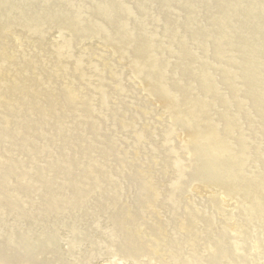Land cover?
<instances>
[{"label": "bare ground", "instance_id": "obj_1", "mask_svg": "<svg viewBox=\"0 0 264 264\" xmlns=\"http://www.w3.org/2000/svg\"><path fill=\"white\" fill-rule=\"evenodd\" d=\"M19 1H20V3H18ZM23 1L25 2L24 5H23ZM146 1H149V0H94V1L93 0H18V1L17 0L16 1L15 0H2V2L4 4V6H3L4 8L0 9V64H1V61L5 58V52L12 47L13 48L16 47L14 45L20 44V43H15V44L13 43V45H11L10 43H7L3 47V46H1V40L2 39L6 40L11 35H14L13 38H16L18 40V38H21V37H22V39H24L23 36H25L26 38L29 39V43H31V45L35 49H37L39 45L41 46V48L48 45V43L46 41L48 40L50 34L53 33V30H55L58 33L66 31L67 34L62 38V41H63L62 47L65 51V54H63V56L65 59H63V61L59 62V67L58 68L51 67V65L48 62H46L45 65L42 63V66L44 65L43 66L44 69L42 71L40 70V73L37 74V71H36V74L39 77V78L36 77L37 78V81H36L37 89H39V93L42 96H44L43 98H45V103H47V105L49 107H51V109H50L51 111H49L50 113L48 114V116L50 117L49 118L50 122L46 118H41V117H38L36 119L35 118L34 119L28 118V126L29 127H30V125H36L39 123L38 125L41 129V132H39L40 135L38 136L37 140L33 141V142L31 141V143H28L30 141V137L27 138L28 140H25L26 138L24 137L25 139H22L23 141L20 140V138L18 139L17 134L20 131L19 130L20 128H18V125L16 127L19 130L17 132V129H16L17 133L14 132V130H13V132H11L12 130L8 131V129H6V128L3 129L2 128L3 126L0 127V147L2 148L1 143L3 141H5L7 144V147L4 148L5 150L3 151L4 155L2 154V156L8 155L11 149H15L17 154L19 155V156L14 155L16 157L10 159V161H8L9 164L7 165V167H5L2 170L1 178H0L1 184H3V186H4V183H6L9 180H12L13 178L16 180L18 178L20 179V177H26L25 180L27 181V184L25 183L26 185L22 186L21 191H28L29 189L34 188L35 193L37 192V194H39V193L41 194L42 189H44L46 186L45 180L47 178L48 179H55L56 178V180H57L58 174H61L60 169L56 168L57 164L59 165V163H61V164L63 163L62 165H66L68 163H71L70 165L68 164V166L66 165L67 168L63 172L62 180H63L65 185H68L69 181L70 180L72 181L73 180L72 178L77 176V172L75 170V165L79 160H82L84 158L83 154L87 157L93 156L92 158L95 159V161H98L97 163L96 162L93 163L92 168H93V166L95 169H98L100 167L102 168V166L104 164H106V166L103 167L104 168V171H103L104 176H102L103 175L102 172L99 173L97 171L99 174H102L101 176H99V178L97 177V180L94 179L90 183V186L88 185L86 188H84L82 191H80L81 193L79 192V190H77L79 192V195L76 196L77 201H75V202L74 201L71 203L68 202L67 204H62L59 202L53 203L55 201L50 199L49 202H46L43 204H37L36 203V204H32L30 206L25 207V205L23 203V201H25V200H21L20 198H15V199L13 198L12 203L9 201L10 203L8 202V204H6L4 206H0V222H1V220H5L9 216L13 217L14 223L9 220L12 223L11 228L12 229H17V228L20 229L19 231L15 230L17 232H12V233L7 232L8 234H0V264H264V258H261L262 256L259 257L258 253H256V255L251 254L250 252L252 250H250L248 248V246H250L251 249L253 248L254 253H255V250H258V246H256L255 248L253 246L258 240L254 238L251 241L249 238L251 236L248 235V234H252L253 232H255V229H256L255 227H247L245 230L242 231V234L231 236V237L227 236L228 238L224 239V237L226 236L225 232H227V230L223 229V231L222 230L219 231L217 235H213L212 234L213 230L209 229V227H208L207 219H205V220L200 219L199 222L203 223V225L206 226V229L204 232H202V234H197L198 230L195 229L196 224L194 222V219L191 216H188L182 220L181 219L179 220V218H178L180 215V212L183 209L180 211H179V209H177V201H178L180 195H177L178 193L176 192L177 190H175V187H173L172 190H169L167 192V195L165 198H162V200H164L165 202H168V204H169V205L167 204L168 208H167V206L166 207L163 206L164 204L156 205V203L161 202L160 201V194L162 193L163 190L157 189L154 192L152 191L153 193H149L150 190L147 189L146 182L148 185V183L150 182V179H153V177L149 176L148 173L143 172V170L140 169L141 166L142 167H145V166L148 167V165L151 166L150 158H149L151 156L145 157V155L138 154L139 152L136 153L135 155L130 154V152L133 153L135 141H137L136 136L138 134L139 135L141 134V132H142L141 130L140 131L138 130V132H137V129H135L137 134H133L132 137H134L136 140H133L132 144L129 147L127 146V149L125 148L124 145L119 146L118 150L115 149L116 152L115 153L113 152L112 155H107L106 151H105L106 149L99 150V149L95 148L97 146L96 140L100 139L102 137L101 135H103L102 132H99L100 130H98V132L100 134H97L98 133L97 131L93 132L94 129L99 128L98 126L95 125V115L93 117H91L88 114L85 118H82L84 120V122H83L82 126L80 125L81 128L79 130L80 131L82 130L83 132L80 133L79 137H78L79 145L82 147V149H81V147L79 148V147L74 146L75 149H68V150H66L67 151L66 152L63 150L64 145L62 146L64 141L62 142V144L61 143L57 144L59 141V139H58V141H55V142L53 140L54 143H52V137H51V141H49V142L46 141L48 143V147L45 146L46 142L43 143L44 140L40 141V139H42L43 134L46 133V130H47L46 128L48 126L51 129H53L57 126L58 127L61 126L64 122L67 121L66 119L68 117L59 118V120H61V123H59V124H58V122L52 123L51 119L55 113L58 114L57 113L58 111L60 113L61 107H63L65 109V111H67L66 108L71 107L74 103H76L77 99L79 100V98H80V94H81L80 92L83 91V88H82L83 84L81 85V83L79 82L80 75H83L81 73V65H80L81 59L74 60V62H73L74 66H73V69L71 70L72 74L70 76H67V78H64V76L66 75L67 68L69 67V61L68 60L73 57L72 53L74 52V50H77V47H75V46L80 45L81 40L84 37L87 39L89 38V40H91L95 37L100 39L101 41H103V43H105L104 46L107 47V49L111 48L118 56H124L126 48L129 46L132 48L133 44H135L136 56L138 55V51L140 50L139 55L141 58H143L146 56L147 47L151 46L148 44V42H150V41L153 42V40L154 39L157 40V38L160 39V37L164 34H165V37L169 38V35L171 33V37L168 39L169 42L165 46L166 47L165 51H168V54L170 56H173V57L179 59L180 61H182L184 59V56H185V55H183V53H186L187 56H189V54H188V52H190V49H189L190 47H188L189 41L184 40V38H185L184 34L186 33V29H185L186 25H188V22L192 21L196 25V27H195L196 30L199 28V29H202V32H203V35H199V34H197V32L192 33V36L195 34L194 37L192 38V41H195L197 43L196 46H198V47L203 43L206 44V46H202L201 49L198 51V56H199L198 62L203 64L204 68H205L204 74L203 75L201 74L202 75L201 78H203L205 81H207V84L210 87L209 97L214 96L215 92L219 88L216 89L218 86L216 88H214L215 85L213 86L212 81L210 80V78H208L209 76H211V75H209L208 72H209V69L211 68V66L212 65L214 66L215 62L217 63L216 60L217 59L219 60V58L222 57L221 54L222 55H224L223 53L231 54V52L228 51V47H224V44L220 43L219 45H217V42L219 40L221 42H223V40L220 38L226 37L231 33L232 24H236L235 22L234 23L230 22V20H231L230 17H232L231 13H228L229 15L226 18V15H227V14L225 15V13H227L226 11L223 12L222 14H221V12H219L216 15L215 19L213 20L214 22L212 21L211 23L207 24V27H204V26H200L197 24L198 20H199L198 15H200V11H196V10H198V8H195L196 10L194 9L195 5L194 6L192 5L193 9H192V6L191 7L188 6L189 9L187 8L185 10L183 8L181 11V10H178L179 8L177 9V7H175L171 3L174 1L176 3V0H170L169 5L167 6L169 8L165 7L166 11H164V13L161 14L159 10L162 9L161 7H163V1H161V0H150L151 4H149L148 9H145L146 5H147L145 3ZM182 1H184V0H182ZM197 1L199 3V0H197ZM197 1H196V3H197ZM240 1H241L240 2L241 5L239 6V9L237 11V13H238L237 17L238 18H240L243 15V12L245 10L250 11L253 9L254 10L253 12H255L256 14H258V13L264 14V9L260 6V4L264 3V0H240ZM202 2L203 1L201 0V3ZM226 2H228V1L226 0ZM91 3L94 4V10L92 11V13L95 17L90 16V13L88 11H86V9H85L86 7L88 8ZM184 3H185V1H184ZM184 3H183V5H184ZM25 4H27V5H25ZM62 4H64V6H60ZM190 4H192V3H190ZM222 4H225V3H222ZM104 5H106V6H104ZM200 5H202V4H200ZM200 5H198V6H200ZM0 6H2L1 2H0ZM23 7H25L26 9H23ZM178 7H180V5ZM225 7H227V6H225ZM154 8L156 9V12L154 11ZM223 9L228 10V8H223ZM189 10H191V11H189ZM221 10H222V8H221ZM189 12H192V15L194 14L195 17L194 18L191 17L190 16L191 13L188 14ZM163 16L168 19L166 21V23H164L161 20ZM149 17L150 18L155 17V20L148 21V22H150V23H148L146 18H149ZM223 17L225 18L224 21L229 22V27H224V28L220 27L223 24V23L222 24L220 23L223 20ZM52 20L55 21V23H57V24L56 25H55V23L53 24ZM259 20H262V22L259 23V25H257L258 27H256V28H259V26L263 27L261 24L264 23V19H259ZM259 20L257 19L256 23ZM238 21H239V19H238ZM177 22H179V23H177ZM208 25H210L211 27ZM215 25H216V29L213 28ZM218 25H219V27H217ZM256 28H254V29H256ZM127 29H130V31L132 30V32H134L133 35H131L130 32H128L129 30L125 31ZM141 29H143L144 31ZM254 29H252L250 31V36H253V34L257 35L258 29H257V31ZM139 30H141L142 32H139ZM213 33H215L217 36H219V40L217 42H216V40L211 41V38H213ZM143 36H145V38ZM26 38H25V41H26ZM53 38H54V36H53ZM140 38H141V40H140ZM240 38H241L240 36L235 37L236 42H240ZM132 40H133V43H130L129 41H132ZM12 41H13V39H12ZM41 42H44V45L41 44ZM181 42H183V43H181ZM210 42H212L213 46H211ZM250 42H251V39L248 38V40L246 41V44L249 46ZM24 43H21V45ZM93 43L94 44H89V43L84 44L83 51L84 52H86L85 50L91 51L93 49H96L99 46V43L97 41L93 42ZM207 43L209 46L207 45ZM224 43H225V41H224ZM72 44H74L75 46ZM7 45L9 47H8V49L6 48L7 49L6 50L5 47ZM25 45H26V43H25ZM152 47L153 46H151V49H152ZM185 47H186V49H185ZM223 47H224V49H223ZM235 48H236V50H238L237 55L241 58H244L242 60V62L240 61V63L237 64L238 70L236 69V72L241 73L243 71L242 68L243 69L247 68L245 63L248 64V62H251L254 59L252 57L253 52H255V50H258V49L256 48L255 50L252 51L251 49L245 48L243 52L242 51L239 52V49H241V47L239 46V47H235ZM32 50H33V48H32ZM104 50H106L104 47H102V48L100 47V51H99L100 55L99 56L103 57V59L111 58V56L109 54H107L109 51L107 50L108 51L107 52ZM212 50H215V52L219 50V52L218 53L211 52ZM239 53L242 54L243 56L242 55L240 56ZM165 55L163 54L162 56L164 57ZM14 56H15L14 61L16 60V58H18V60L16 62H18L22 59V57L19 58L20 55H18V57H17V53H15ZM162 56L159 55L157 60L154 59L155 66H160L159 59L161 62ZM10 57L13 58V56H10ZM23 57H24V59H26L25 56H23ZM82 57H84V56L82 55ZM101 57H98V59ZM27 58L29 60L31 57L30 58L27 57ZM233 58L232 57L230 59L225 58L224 59V64L226 63L224 65L225 68H223L222 67L223 65H221V68H223V70L219 71L221 69H218V71L220 72V78L221 79H222V77L223 78L228 77L227 72H230L229 73L230 75L232 74L231 72H234V69L233 68L231 69V67L233 65L230 66L231 62L230 63L228 62L231 59L233 61L234 60ZM129 59L131 60L130 67L132 66L131 68H132L133 73L141 72V84H142V86H144L146 89H149V91H150L149 93H151L153 96L159 97L160 102L165 100V98H161L164 95V93L162 92L163 88L166 92L168 91L169 94L171 92H173L172 89L176 90L178 92L179 87L182 85L183 82H185V79L188 80V78L191 77V76L186 77L183 81L178 82V83H180L179 86L175 87L176 85H174V84L177 83L176 79H178V78H176V77L178 76V73H177V75L175 74L176 76L174 75L173 77H171V79H172L171 81L166 82L165 81V79L167 77L166 72H168V69H167L168 67H167L164 75H161V78H162L161 81L159 80L158 82H151L152 79L149 76H145V74L143 72V70H145V69L142 66V63L138 60L133 59L131 56L129 57ZM28 60H25V61H28ZM221 60L222 59H220V61ZM117 61H118V59H117ZM16 62H12L11 64L15 65L13 63H16ZM97 62H98L97 60L92 62L93 63L92 66L96 65ZM218 63H221V62H218ZM11 64H9V65H11ZM32 65H34V64L32 63ZM259 65H260V63H259ZM38 66L39 65H37V67ZM179 66H180V64L177 65L178 69L180 68ZM235 66H233V67L236 68ZM0 67L2 68L1 65H0ZM12 67H14V66H12ZM184 67H181L179 70L183 69ZM157 68H160V67H157ZM215 68H217V66ZM6 69H4V68L2 70L0 69V75H3ZM12 69H14V68H12ZM36 70H38V69H36ZM170 70H172V67L171 68L169 67V71ZM10 71H12V70H10ZM125 71H127V70H125ZM28 72H33V71H28ZM28 72H27V76L30 74V73L28 74ZM193 72H195V69L193 70ZM219 72H217V73H219ZM21 73L24 74L25 71H24V73L23 72H21ZM34 73H35V71H34ZM154 73H156V72H154ZM154 73H153V76H154ZM217 73H216V76H217ZM25 74H24V77H25ZM211 74H214V73L211 72ZM16 75H18V73H16ZM21 75H19V76H21ZM33 75H32V77H33ZM119 75H120L119 72L114 73V76L116 78H118ZM29 77H30V75H29ZM96 77L98 79V81L96 83H98V84L96 85L95 90H96V94L99 96V98H98L99 103L103 109L107 110V112H110V114L108 113V115H107V118H106L107 121L104 120V122L107 123V122H110V120L113 118L114 111L111 112V108H109V102H108L109 94L107 93L105 86L102 83L103 82L102 74L98 73V75ZM231 77L233 78V76H231ZM124 78H125V76H124ZM174 78H176V79H174ZM217 78H219V76ZM199 79L197 78L196 81L199 82L200 81ZM255 79H257V75L252 74V76H250V79L247 82H245L244 85H241V88H240L241 90L238 89V90H240V93H238L239 91L238 92L236 91L234 93L232 92L233 95L227 93L228 95H230L229 96L230 99L235 98L236 104L239 103L241 105L242 109H240V110H243L245 108L243 105L244 103H248L250 105V107L253 104H255L257 108H259L261 110L264 109V101L262 99V91H264V83L258 92H256V90L254 91L253 94L250 92L251 91L250 89H253V88H251V86H252L251 84L255 83ZM34 80H36V79H34ZM5 81L8 82V80H5ZM27 81H28V79H27ZM30 81H32V80L30 79ZM30 81H28V82L31 83ZM0 82H1V80H0ZM63 82L65 85H63ZM1 83H3V82H1ZM23 83H25V82H23ZM196 85H199V84L196 83ZM54 86L57 87L56 90H54V88H53ZM5 87L3 85L2 88H0V96L1 97H2V95H9L10 91H12V90H13L12 91L13 93L15 92L14 89L9 91V88L8 87L5 88ZM34 87H36V86H34ZM199 87H201L200 88L201 90H203V88L206 89L205 85H203V86L201 85ZM223 87L224 86H222V88ZM16 88H15V90H16ZM25 88H26V86H25ZM185 88H186V86H185ZM19 89H21V88H19ZM22 89H24V88H22ZM37 89H36V91H38ZM26 90L24 89V91H26ZM185 90H186V94H188L189 91L191 92L193 90L192 85L189 86L188 88H186ZM32 91H33V89H32ZM233 91H235V88ZM112 92L117 93L119 100H121L123 98V94H124L123 90H122V92H115L113 90L112 91L110 90V93H112ZM247 92L248 93L250 92L249 95H246ZM13 93H11V94H13ZM22 93H24V92H22ZM134 93L135 94L131 100L137 104V107H135L137 109L136 110L137 113H135L134 108L133 109L131 108L132 105H130L131 107L128 105L129 107H126L125 113H122V114H127V113L134 114L131 119H129V118L126 119V120H128V122L125 123V125H127V128L129 130H130V127L134 125V122H136V120H138L140 118L139 111H140V108L143 106L142 102L145 99L144 98L143 100H141L142 97L140 96V94H138L139 92L137 93L136 90ZM217 95L218 94H216V96ZM240 95H241V97H240ZM14 96H16V93ZM60 96H62V98ZM34 97L32 99H34ZM38 97H40V96H38ZM9 99H7V100L9 101ZM32 99H31V101H28L27 103L26 102L25 103L27 105L28 104L32 105L31 103L34 102L33 105H39L37 103L36 98L34 100H32ZM220 99L222 100L223 97ZM227 99H229V98H227ZM245 99H248V101H246ZM7 100H6V102H7ZM13 100H15V99H13ZM110 101H111V99H110ZM217 101H218V97H217ZM29 102H31V103H29ZM85 102L86 103H84V105H82L83 108L81 107L82 111L80 110L84 115L87 114V112H86V110H88L87 103L89 104L90 101L88 100ZM233 102H234V100H233ZM14 103L17 104L16 101ZM41 103H43V101H41ZM45 103H43V104H45ZM167 103H168V105H170L169 103H171V98L169 99V97H168L166 99V102L163 104L168 106ZM10 105H11V103H10ZM23 105L25 106V104H23ZM47 105H46V107H47ZM178 105H180V104H178ZM183 105H184V103H183ZM223 105L225 106L226 104L223 103ZM73 106H75V105H73ZM210 106H211V104L209 105V107ZM32 107H34V106H32ZM209 107L206 110H204V112L205 111L208 112ZM239 107H238V109H239ZM14 108H13V110H14ZM19 108H20V106H19ZM19 108H17V109H19ZM24 108L25 107H23L22 109H24ZM27 108H28V106H27ZM31 108H29V109H31ZM41 108H40V111H41ZM73 108H75V107H73ZM210 108H212V107H210ZM131 109H132V111H131ZM221 109L223 110V108H221ZM0 110H1V108H0ZM26 110L24 113H26ZM35 110H37V109H35ZM48 110H49V108H48ZM78 110H79V108H78ZM78 110H77V113L79 112ZM46 111H47V109H46ZM15 112H16V110H15ZM22 112H23V110H22ZM27 112H28V110H27ZM207 112H205L204 114L206 115ZM1 113H2V111H1ZM6 113L9 114L10 112L8 111ZM74 113H76V112H74ZM82 113H79V114L81 115ZM11 114H13V112H11ZM36 114H37V112H36ZM68 114H69V110H68ZM223 114H225V113H223ZM237 114L238 113H236V115ZM257 114H258V112H257ZM259 114H260L259 116L264 117L263 110ZM4 115H7V114H4ZM20 115H21V113H20ZM70 115H72V114H70ZM75 115H74V117L69 116V117H72L70 120L73 121V125L76 124L78 121L77 120L78 117L76 115V117H77L76 118ZM9 116L11 118V115H9ZM9 116L7 117V119L9 118ZM15 116H17L16 113H15ZM26 116H28V115H26ZM4 117L5 116H3V118ZM197 117H201V115L200 116L197 115ZM218 117H220V116H218ZM222 117L223 116H221L219 118V120L222 119ZM22 118L26 119L24 116H22ZM22 118L19 116V119H22ZM125 118H127L126 115L123 118H118L117 121L118 120H125ZM150 118H151L150 121L143 126V129H144V127L150 128L151 123L153 124L152 116ZM190 118H187V119H190ZM11 119L13 120V118H11ZM203 119H202V121H204ZM96 120H97V118H96ZM20 121H22V120H20ZM46 121H48V124H50V125L47 124L48 125L47 127L43 126V124H45ZM115 121H116V119H115ZM196 121H197V119H196ZM185 122H186V120H185ZM185 122L183 121V122H181V124L184 125ZM263 122H264V118H263ZM24 124L25 123L23 121V125ZM110 124H109V126H110ZM192 124H194V123H192ZM220 124H222V123H220ZM249 125L250 124L248 123L246 126L248 127ZM77 126H79V125H77ZM105 127L103 129H105ZM120 128L121 127L117 128V126H116V128H114V133H116V130H117V134H118L119 131L122 129V128L121 129ZM44 129H46V130H44ZM99 129H101V128H99ZM103 129H101V130H103ZM237 129L238 128L236 126L235 130L237 131ZM75 130H78V129H76V127H75ZM239 130L240 129H238V131ZM121 131H123V129ZM194 131H193V133H194ZM74 132H72V133H74ZM103 132L105 133L104 130H103ZM114 133L113 134L111 133L112 135L109 134V137H111V139H113L117 136ZM173 133H174V131L171 128H169V127L165 128L163 135H165V139H167L168 142L172 141L171 136ZM190 134L191 133H189L188 136H190L191 141L189 140L190 144L187 145L186 151L198 150V154H200V156H199L200 159H202L203 156H207L208 154H210L205 149L206 146L204 145L205 146L204 147L201 144H199L193 138L195 135H190ZM66 135H67V133H66ZM67 137H68V135H67ZM199 139H200L199 141L202 140L201 137ZM56 140H57V138H56ZM63 140H65V139H63ZM105 140H107V139H105ZM38 141H40V142L37 143ZM109 141L107 140V142H109ZM65 142H64V144H65ZM233 143H235V140ZM219 144H221V143H219ZM227 144H230V143H227ZM242 144H244V142ZM223 145L224 144H222V147H224ZM27 146L29 147V149H31L30 152H28L29 149H27ZM53 146H54V148H53ZM69 147H71V145ZM222 147H221V149H222ZM199 150H200V152H199ZM41 153H44V157H45L46 161L44 160L40 164L36 163L37 165H35V163H34L35 166L34 167L32 166V169L28 168L27 165H24L25 167H23L21 165L25 158H27L28 161H30V159H33L35 157L39 158ZM58 153H62V154L58 155ZM228 154H229V152H228ZM235 154H236V152H235ZM10 155H12V154H10ZM128 155L130 157L131 156H134V157L138 156L139 158H136V159L140 163L139 164L140 167L134 169L132 171V173H129V170H127L126 172L123 170H122L123 172L122 171L118 172V170L121 168L120 164H122V162L127 158ZM242 155L244 156V154H242ZM10 157L11 156L8 155V158H10ZM168 157H170V156H168ZM174 157H177L176 158L177 160L174 161V163L172 162L175 165V167H177V172H175V173H177V177H180V179H181L183 176V173L181 172V170H182L181 166L182 165L180 163L181 157L179 158L176 154H174V156H172L173 160H174ZM151 158L154 161H156L155 157H151ZM68 159H70L71 162L67 163ZM166 159H167V161H169L168 158H166ZM64 161H66V163H64ZM254 161H255V159H254ZM30 162H32V161H30ZM92 162H94V161L92 160ZM255 163H256V161H255ZM163 164H160L162 168H163ZM152 166H155V165L153 164ZM165 166H164V168H165ZM96 167H98V168H96ZM91 169H90V171H91ZM115 170H117V171H115ZM237 170L238 169H236V171ZM94 171L96 172V170H94ZM113 171H115V172H113ZM160 171L157 170V174L159 173L158 174L159 179L163 178V175H164V172L162 170H160ZM84 172H85V174H87L86 173L87 170H82V171H80V174H78V176L79 175L81 176ZM232 173L234 174V171ZM217 174L218 173L212 174V176H210L208 179H206L205 183L211 185L210 182L212 180L216 181V178L214 176H217ZM93 175H95V173ZM120 175H127L126 180H130V179L134 180V178H135L136 184L134 186L136 188L133 189L134 193H130V194L124 196L122 199L117 200V198H116L117 197L116 196L117 190L116 189H119L120 183H119L118 179H119ZM80 176L78 177V179L80 178ZM112 176L114 178H113V181H111V182H114V184L112 187H111V185L106 187V191L104 190L106 193L103 194V196H102L103 198L101 200L100 199L97 200L96 203L87 202L89 200V196L91 193H97L96 192L97 189L99 191L100 188L98 186L101 187V185L104 183V180H105L103 178H106V177L109 178ZM218 176H220V175H218ZM27 179H29V180H27ZM178 179L179 178H177V179L175 178L172 181H169V185L170 186H174V185L176 186ZM220 181H222V180H220ZM12 182H11V184H13ZM123 185L125 186V184H123ZM150 185H151V183H150ZM12 187H13V185H12ZM188 188L185 190L187 191ZM104 189H105V186H104ZM18 190H19V188H18ZM173 190H175V193ZM0 191H1V189H0ZM7 191H8V189H7ZM101 191H103V190H101ZM143 191L145 192L146 195L145 196L143 195V197H141L140 194ZM186 191H184V192H186ZM226 191H228V190H226ZM6 193H5V195H6ZM263 194L260 195L262 198H264ZM15 196L16 195H14V197ZM91 196H92V194H91ZM251 196H252V194H251ZM251 198H253V197H251ZM144 200L148 201L147 204L142 203ZM263 200L264 199H262L261 203L257 204V207L255 208V210L258 213V215L252 216V219L255 218V220H256V218H261L260 214L264 213L263 212V210H264V201ZM114 201H118V202L120 201V202L114 203ZM82 202H85V203H82ZM185 209H187V208H185ZM195 210L197 211V208ZM200 223H198V224H200ZM257 223H258V221H257ZM192 224L194 225L192 227H195V228L192 231L191 230L187 231L186 229ZM200 225H202V224H200ZM259 226L262 227L261 232L264 231V223L262 224V222H261V224ZM259 226H257V227H259ZM235 228H236V226H235ZM243 235L244 236L248 235V239L246 240L245 243L241 239ZM253 235H254V233H253ZM246 243H247V245H246ZM259 250L261 251V249H259ZM259 250H258V252H259ZM247 255H250V257H247Z\"/></svg>", "mask_w": 264, "mask_h": 264}, {"label": "rangeland", "instance_id": "obj_2", "mask_svg": "<svg viewBox=\"0 0 264 264\" xmlns=\"http://www.w3.org/2000/svg\"><path fill=\"white\" fill-rule=\"evenodd\" d=\"M161 1H163V7H161L162 9H160V10L158 9V10L162 14V13H164V11H166L165 7H167L169 5L170 0H161ZM184 1H185V3H184ZM184 1L176 0V3H175V1L171 2V3L175 7H177V9L179 8L178 10H181V11L183 8L186 10L187 8L189 9V7H191L192 5L193 6L195 5L194 9L198 8V10H196V9L195 10L200 11V15H198L199 20L197 23L200 26L207 27V24L211 23L215 19L216 15L219 12H221V14H222L225 11L227 12V13H225V15L227 14L226 18L229 15L228 13H231L232 17H230V18L232 21L230 20V22L236 23V24H232V31L228 36L220 38L223 40V42H221L219 40V36H217L215 33H213V38H211V41L216 40V42H217L219 40L217 42V45H219L220 43L224 44V47H228V51L231 52V54H225V53H223L224 55L221 54L222 57H220L219 60L218 59L216 60L217 63L215 62L214 66L212 65L211 68L209 67L210 69H209L208 73L211 76H209L208 78H210V80L212 81V85L213 86L215 85L214 88H216L217 86L218 87L216 89L219 88L215 92L214 96H212V97L210 96L211 98L209 97L210 87L207 84V81H205L203 78H201L202 75L204 74L205 68H204L203 64L198 62V59H199L198 51L201 49L202 46H206V44L203 43L204 45L201 44L198 47V46H196L197 43L195 41H192V38L195 35L194 34L192 36V33L197 32V34L203 35V32H202V29H199L198 27H197L198 29L196 30V28H195L196 25L192 21L188 22V25H186V27H185L186 33L184 34V37H185L184 40L189 41L188 47H190L189 48L190 52H188L189 56H187L186 53H183V55H185V56H184V59L182 61H180L179 59H177L173 56H170L168 54V51H165V48H166L165 46L169 42L168 39L171 37V33L169 35V38L165 37V34H164L160 37V39L157 38V40L154 39L153 42H151V41L148 42V44L153 46V47H152V49H151V46L147 47L146 56L143 58H141L139 55L140 50L138 51V55L136 56L135 44H133L132 48L130 46L126 48L124 56H118L111 48L107 49V47L104 46L105 43H103V41H101L100 39L95 37V38L89 40V38L87 39L84 37L81 40L80 45L75 46L74 44H72L75 47H77V50H74V52L72 51L73 57L68 60L69 61V67L67 68L66 75L64 76V78H67V76H70L72 74L71 70L73 69V66H74L73 65L74 60L81 59L80 65H81V73L83 75H80L79 82L81 83V85L83 84V86H82L83 91L80 92L81 94H80L79 100L77 99V102L73 104L75 106L72 105L71 107H67L66 108L67 111H65V109L63 107H61L60 113L58 111L57 112L58 114L55 113L52 116L51 122L52 123L58 122V124L61 123V120H59V118H61V117H68V118L66 119L67 121L65 120L66 122H64L62 124L63 126L61 125L59 127L57 126L53 129H51L48 126V125H50V124H48V121L50 118L48 116V114L50 113L49 111H51L50 110L51 107H49L47 105V103H45V98H43L44 96H42L39 93V89H37L36 81H37V78H39L37 76V74L40 73V70L42 71L44 69L43 66L45 65L46 62H48L51 65V67L58 68L59 62L63 61V59H65L63 56V54H65V51L62 47L63 46L62 38L67 34V32L63 31L61 33H58L55 30H53V33H51L52 35L50 34L48 40L46 41L48 43V45L44 46L43 48H41V46L39 45L37 49H35L31 45V43H29V39L26 38L25 36H23L24 39H22V37H21V38H18V40H17L16 38H13L14 35H11L8 39H6V40L2 39L1 40V46L4 47L7 43H10L11 45H13V43L14 44L20 43V44L14 45L16 47H14V48L12 47L10 49H8V47H9L8 45L5 47V49L7 48L8 50L6 49L7 51L5 52V58L1 61L0 65L2 66V68L0 67V69L1 70L3 68L4 69L7 68V69L5 70L3 75H0V80H1V82H3V83L0 82V88H2V86L4 85V87L6 86L9 88V91L14 89L15 92L13 93L12 92L13 90H12V91H10V94L11 93H13V94H11V95L9 94L10 96L9 95H2V97L0 96V108H1L0 115L3 113L0 116V127L3 126L2 128L3 129L6 128V129H8V131L12 130L11 132H13V130H14V132H16V129H17V132L20 130L17 134L18 139L20 138V140H22V139L26 138L25 140H28L27 138L30 137V141L28 143H31V141L33 142V141L37 140L38 136L40 135L39 132H41V129L38 125L39 123L36 125H30V127H29L28 126V118L29 119H34V118L36 119L38 117L46 118L48 121H46L45 122L46 125L43 124V126H46V127L48 126V127L46 128L47 130L44 129V130H46V133L43 134L42 139H40V141L44 140L43 143H45L46 141L49 142V141H51V137H52V143H54L55 141H58V139L60 142L58 141L57 144H59V143L62 144L63 141L64 142L66 141L65 144H64V142L62 144V146L64 145L63 150L66 151L68 149H75L74 146L79 147V148L81 147L79 145L78 137H79V134L83 132L82 130L81 131L79 130L81 128L80 125L82 126L83 122H84V120L82 118H85L88 114L91 117H93L95 115V125L101 129H103L106 126L105 127L106 130L103 129L105 131V133L103 132V130H101L99 128H96L93 130V132H96V131L98 132V130H100L99 132H102V134H103V135H101L102 137L100 136L103 140L101 138L96 140L97 146L95 148H97L99 150L106 149L105 150L106 154L112 155L113 152L115 153L116 150H118L119 146L124 145L125 148L127 149V146L129 147L132 144V141L137 139V141H135L136 146L134 145L133 153L130 152V154L135 155L136 153L139 152L138 154L145 155V157L151 156V157L156 158V161H154L151 157H149L151 166L148 165V167H146V166L140 167V165H139L140 163L136 159L139 157L138 156H135V157L131 156L130 157L128 155L127 158L122 162V164H120L121 170L117 169L118 172H120L122 170L126 172L127 170H129V173H132V171L134 169L140 167V169L143 170V172H146V173H148L149 176H152L153 179H150V182L148 183L149 186L147 185V182H146V187L148 190H150L149 193H153L157 189L163 190L162 193L160 194V201L161 202L156 203V205L164 204L163 206H165V207L167 206V208H168V205H169L168 202H165L164 200H162V198H165L167 195V192L169 190H172L173 187H175V190H177L176 192L178 193V194L177 193L176 194L180 195L179 199L177 201V209H179V211L183 209L180 212V215L178 217L179 220L180 219L182 220L188 216H191L194 219V222L196 224V226H195L196 228L192 227V226H194L192 224L186 229L187 231H190V230L192 231L195 228L198 230L197 234H202V232L205 231L206 226H204L203 223L199 222L200 219H204V220L207 219L208 227H209V229L213 230V232H212L213 235H217L218 232L221 230L223 231V229L227 230V232H225L226 236L224 237V239L231 237V236L242 234V231L245 230L247 227H255L256 228L255 232H253L254 235H253V233L248 234V235H250L252 237V238L249 237L251 241L254 238L258 240L253 246H254V248L256 246H258V250L261 249L262 252L259 250V252H260L259 253L258 250H255V253H254L253 248L251 249V247L248 246V248L250 250H252L251 252L250 251L249 252L253 255H256V253H258L259 257L262 256L261 258H264V231L261 232L262 227L259 226L261 224V222H262V224L264 223V220H263L264 219V213L260 214L261 218H256V220H255V218L252 219V216L258 215V213L255 210V208L257 207V204L261 203L262 199H264L260 196L264 193V122H263L264 117L259 116L260 115L259 113H261L262 110L264 113V109L261 110V109L257 108L255 104H253L250 107V105L248 103H244L243 105L245 108L243 110H240V109H242L241 105L239 103L236 104L235 98L230 99V97H229L230 95H228V94L233 95V93L236 91L237 92L239 91L238 93H240L241 85H244V83L250 79V76H252V74L257 75V79H255V83L251 84L252 85L251 88H253V89H250L251 90L250 92L252 94L254 93L255 90H256V92H258L264 83V23L261 24L263 27L259 26V28H256V27H258L257 25H259V23L262 22V20H259V19H264V14H262V13L256 14L255 12H253L254 11L253 9L250 11L245 10L243 12V15L240 18H238L237 17V15H238L237 11L239 9V6L241 5L240 0H227L228 2H226V0H220L221 2L223 1L222 3H225V4H222L219 0L218 1L217 0H202L203 1L202 3H201V0H199V3L197 0H191L192 2L190 0L189 1L184 0ZM196 1H197V3H196ZM0 2L2 3V6H0V9H2V8H4L3 7L4 4H3L2 0H0ZM18 3H20V1ZM24 3L25 2L23 1V5H24ZM145 3L147 4L145 9H148L149 4H151V1L149 0V1H146ZM183 3H184V5H183ZM190 3H192V4H190ZM200 4H202V5H200ZM25 5H27V4H25ZM179 5H180V7H178ZM198 5H200L201 7ZM60 6H64V4H62ZM104 6H106V5H104ZM193 6H192V9H193ZM225 6H227V7H225ZM260 6L264 9V3L260 4ZM89 7H88L89 9L87 7L85 8L86 11H88L90 13V16L95 17L92 13V11L94 10V4L91 3ZM167 8H169V7H167ZM221 8H222V10H221ZM223 8H228V10L223 9ZM23 9H26V8L23 7ZM191 10H189V11H191ZM154 11L156 12L155 8H154ZM192 12H189L188 14L191 13L190 16L194 18L195 15L194 14L192 15ZM164 16L162 17L161 20L164 23H166V21L168 19L165 18ZM238 19H239V21H238ZM257 19L259 21L256 23ZM146 20H147V22L153 21V20H155V17H153V18L149 17V18H146ZM224 20H225V18L223 17V20L220 22L221 24L222 23L223 24L220 27H223V28L229 27V22L224 21ZM52 23L54 24L55 21L52 20ZM148 23H150V22H148ZM177 23H179V22H177ZM56 24L57 23H55V25ZM208 26H210V25H208ZM217 27H219V25ZM213 28L216 29V25ZM254 28H256V29H254ZM252 29H254L256 31L258 29L257 35L253 34V36H250V31ZM141 30H143V29H141ZM141 30H139V32H142ZM125 31L130 32L131 35H133V33H134V32H132V30L130 31V29H127ZM53 36H54V38H53ZM237 36L241 37L240 42H236L235 37H237ZM143 37L145 38V36H143ZM25 38H26V41H25ZM248 38L251 39L249 46L246 44V41L248 40ZM12 39H13V41H12ZM133 40L129 41V42L133 43ZM140 40H141V38H140ZM96 41L99 43V46L96 49H93L91 51L85 50L86 52L83 51L84 44H88V43L94 44L93 42H96ZM224 41H225V43H224ZM24 42L26 43V45ZM44 42H41V44L44 45ZM21 43H24V44L21 45ZM181 43H183V42H181ZM210 44H211V46H213L212 42H210ZM207 45H208V43H207ZM30 46L33 48V50ZM239 46L241 47V49H239V52H241V51L243 52L245 48L251 49L252 51L255 50L256 48L258 49V50H255V52H253L254 56L252 55V57L254 59L251 62H248V64L245 63L247 68H244V69L242 68L243 73L242 72L241 73L236 72V69L238 68L237 64H239L240 61L242 62V60L244 59V58H241L237 55L238 50H236L235 47H239ZM100 47L101 48L104 47L106 49L104 51L108 50L110 53L107 51L108 52L107 54H109L111 56V58L103 59V57L99 56L100 55V52H99ZM224 47H223V49H224ZM185 49H186V47H185ZM211 52H215V50H212ZM218 52H219V50L216 51L215 53H218ZM15 53H17V57H18V55H20L19 58L22 57L23 60L21 59L20 61L16 62L18 60V58H16V60L14 61ZM162 53L164 55L166 54L165 55L166 57L165 56L163 57ZM82 55L84 57H82ZM159 55L162 56L161 62L159 59L160 66H155L154 59L157 60ZM239 55L241 56L242 54L239 53ZM10 56H13V58H11ZM23 56H25L26 59H24ZM130 56L133 59L138 60L142 63V66L145 69V70H143V72H144L145 76H149L152 79L151 82H158L159 80L161 81L162 80L161 75H164L167 67H168L167 68L168 72H166V73H167L168 78L166 77V79H165L166 82L171 81L172 80L171 77H173L175 74L177 75V73H178V76L176 77L178 79L174 78V79H176V82H177V83L175 82L176 84H174V85H176L175 87L179 86L180 83H178V82L183 81L188 76L189 77L191 76V77L188 78V80L185 79V82H183L182 85L179 87L178 92L176 90L172 89L173 92H171L169 94V92L168 91L166 92L163 88L162 92L164 93V95L161 98H165V100L160 102L159 97L153 96L151 93H149L150 92L149 89H146L144 86H142V84H141V72L133 73L132 68H131L132 66L130 67V62H131V60L129 59ZM230 56L232 58L234 57L233 58L234 60L232 61V59H231L228 62L232 63V64L230 63V66L236 65L235 66L236 68H234L232 66L231 69L233 68L234 72H231L232 73L231 75L229 74L230 72H227L228 77H224L225 79L222 77V79H223L222 80L220 78V72L219 71H222L223 68H225L224 65L226 63L224 64V59L225 58L230 59L231 58ZM27 57H29V58L31 57V58L28 60ZM98 57H101V58L98 59ZM117 59H118V61H117ZM220 59H222V60L220 61ZM25 60H28V61H25ZM96 60L98 62L96 63V65L92 66V64H93L92 62H94ZM12 62H16V63H13L15 65H12L11 64ZM218 62H221V63H218ZM32 63L34 65H32ZM42 63L44 64L43 66H42ZM259 63H260V65H259ZM9 64H11V65H9ZM178 64H180V66H179L180 68L184 67V66L185 67L183 69L179 70L180 68L178 69V67H177ZM37 65H39V66L37 67ZM221 65H223L222 66L223 68H221ZM12 66H14V67H12ZM216 66H217V68H215ZM157 67H160V68H157ZM169 67L170 68L172 67V70L169 71ZM12 68H14V69H12ZM36 69H38V70H36ZM194 69H195V72H193ZM218 69H221V70L218 71ZM10 70H12V71H10ZM27 70L33 71V72H28ZM125 70H127V71H125ZM24 71L26 74L24 73ZM34 71H35V73H34ZM36 71H37V74H36ZM210 71L214 74H211ZM216 71L219 73H217ZM21 72H23L25 74V77H24V74H22ZM27 72H28V74L30 73L29 74L30 77H29V75L27 76ZM116 72L120 73L118 78H116L114 76V73H116ZM154 72H156V73H154ZM16 73H18V75H16ZM98 73L102 74V76H103V82L102 83L104 84L105 89H106L107 93L109 94V100H108L109 108H111V112L114 111L113 118L110 120V122H107V123L104 122V120L107 121L106 118H107L108 113L110 114V112H107V110H105L101 107V105L99 103V99H98L99 96L96 94V90H95L96 89L95 87L98 84V83H96L98 81V79L96 77L98 75ZM153 73H154V76H153ZM216 73H217V76H216ZM19 75H21V76H19ZM32 75H33V77H32ZM124 76H125V78H124ZM218 76L220 79L217 78ZM231 76H233V78ZM29 78L32 81H30ZM197 78L198 79L200 78L199 82L196 81ZM27 79L31 83H29L27 81ZM34 79H36V80H34ZM5 80H8V82H6ZM23 82H25V83H23ZM196 83L199 85H196ZM63 85H65L64 82H63ZM191 85L193 87V90L191 92L189 91V93L186 94L185 89ZM201 85L202 86L205 85L206 89L203 88V90H201L200 89L201 87H199ZM25 86H26V88H25ZM34 86H36V87H34ZM185 86H186V88H185ZM222 86H224V87L222 88ZM14 87L15 88L17 87L16 90L17 89L18 90L16 91ZM19 88H21V89H19ZM22 88H24L25 90L27 88L28 89L26 91H24V89H22ZM35 88L38 91H36ZM53 88H54V90L57 89V87H55V86ZM234 88H235V91H233ZM32 89H33V91H32ZM238 89H240V90H238ZM110 90L111 91L113 90L115 92H122V90H123L124 91L123 98L121 100H119L117 93H113V92L110 93ZM135 90L137 91V93L139 92L138 94H140V96L142 97L141 100H143L145 98L143 101L145 104L142 102V105L144 107L142 106L140 108V111H139L140 118L138 120H136V122H134V125L131 126L130 130H129L127 128V125H125V123L128 122V120H126V119H128V118L131 119L134 114H131V113L122 114V113H125L126 107H129L130 105H132V107L131 106L130 107L132 109L134 108L135 113H137L136 112L137 109L135 108V107H137V104L131 100L135 94L134 93ZM22 92H24V93H22ZM15 93H16L17 97L14 96ZM249 93L247 92L246 95H249ZM34 94L36 96L39 94L38 96H40V97H38V96L36 97ZM216 94H218V95L216 96ZM33 97H34V99L36 98L37 103L39 105H33L34 102H32V103L29 102L32 105L26 104L28 101H31V99ZM60 97L62 98V96H60ZM168 97H169V99L171 98V103H169L170 105H168V103H167L168 106H166L163 103L166 102V99ZM217 97H218L219 102L217 101ZM222 97H223V99L221 100L220 98H222ZM240 97H241V95H240ZM227 98H229V99H227ZM7 99H9L10 102ZM13 99H15V100H13ZM34 99H32V100H34ZM110 99H111V101H110ZM262 99L264 101V91H262ZM6 100H7V102H6ZM88 100L90 102H89V104L87 103V105H88V110H86L87 114L84 115L81 112L82 111L81 107H82V105H84V103H86L85 101H88ZM233 100H234V102H233ZM245 100L248 101V99H245ZM15 101L17 104L14 103ZM41 101H43V103H45V104L41 103ZM10 103H11V105H10ZM183 103H184V105H183ZM209 103L211 104L210 107H212V108L209 107V105H210ZM223 103H225L226 105L224 106ZM23 104H25V106ZM178 104H180V105H178ZM46 105H47V107H46ZM19 106H20V108H19ZM22 106L25 108L22 109L23 108ZM27 106H28V108H27ZM32 106H34V107H32ZM73 107H75V108H73ZM208 107H209L208 112L209 113L211 112V113L209 114L207 111H205V112H207V114L205 115L204 110H206ZM238 107H239V109H238ZM13 108H14V110H13ZM17 108H19V109H17ZM29 108H31V109H29ZM40 108H41V111H40ZM48 108H49V110H48ZM78 108H79V110H78ZM221 108H223V110ZM21 109L23 110V112ZM26 109L28 110V112ZM35 109H37V110H35ZM46 109H47V111H46ZM132 109H131V111H132ZM15 110H16V112H15ZM25 110H26V113H24ZM68 110H69V114H68ZM77 110L79 111L78 113H77ZM1 111H2V113H1ZM8 111L10 112L9 114L6 113ZM18 111L27 120L22 118V116L20 115V113ZM43 111L44 112L46 111L47 113L46 112L44 113ZM11 112H13V114H11ZM14 112L16 113L17 116H15ZM36 112H37V114H36ZM74 112H76V113H74ZM257 112H258V114H257ZM79 113H82L81 114L82 116ZM223 113H225V114H223ZM236 113H238V114L236 115ZM4 114H7V115H4ZM25 114L28 116H26ZM70 114H72V115H70ZM73 114L77 115L78 118L76 117V115H75V117L78 120L77 121L78 124L76 123L73 125V121L70 120L72 117H74ZM9 115H11V118H13L14 121L10 118ZM125 115L127 117V118H125V120H118L117 121L118 118H123ZM197 115L198 116L201 115V117H197ZM207 115L208 116L210 115V116L208 117ZM3 116H5V117L3 118ZM8 116H9V118L7 119ZM19 116L22 119H19ZM69 116H72V117H69ZM151 116H152L153 124L151 123L150 128L144 127V129H143V126L150 121ZM218 116H220V117L225 116L224 118L222 117V119H220L222 122L219 120L220 117H218ZM96 118H97V120H96ZM187 118H190V119H187ZM201 118L202 119L204 118L203 119L204 121H202ZM115 119H116V121H115ZM196 119H197V121H196ZM20 120H22V121H20ZM185 120H186V122H185ZM23 121L25 123L24 125H23ZM183 121L185 122L184 125L181 124V122H183ZM192 123H194V124H192ZM220 123H222V124H220ZM248 123L250 125L247 127L246 125ZM109 124H110V126H109ZM17 125H18V128H20L19 130H18V128H16ZM77 125H79V126H77ZM74 126L78 130H75ZM116 126H117V128L121 127L123 129V131H121L122 129L120 128L121 130L119 131L118 134H117V130H116V133H114V128H116ZM236 126L238 129H240L239 131L237 129L238 132L235 130ZM166 127H169L174 131V133L171 136V140H172L171 142H168V140L165 139V135H163ZM135 129H137V132H138V130L142 131L140 135L138 134L136 136V139L134 137H132L133 134H137ZM71 131L72 132L75 131V132L72 133ZM193 131H194V133H193ZM99 132L97 134H100ZM66 133H67L68 137H67ZM111 133L112 134L114 133L117 136L115 138L111 139V137H109V134H111ZM189 133H191L190 135H195L193 138L202 146L205 145L206 146V147L204 146L205 149L210 154H208L207 156H203L202 159H200V157H199L200 154H198V150L186 151L187 145H189L190 141H191L190 136H188ZM200 137L202 139L201 141H199ZM56 138H57V140H56ZM63 139H65V140H63ZM105 139H107L108 141L110 140V141L107 142V140H105ZM53 140H54V142H53ZM234 140H235V143H233ZM40 141H38L37 143H39ZM242 141L244 142V144H242L243 143ZM47 142L45 143V146L48 147ZM219 143H221V144H219ZM227 143H230V144H227ZM222 144H224L223 145L224 147H222ZM70 145L72 148L69 147ZM1 146H2V148L0 147V165H1L0 166V178H1L2 170L5 167H7V165L9 164L8 161H10V159L16 157L14 155H18L15 149H11L9 154H8L9 156H11L10 158H8V155L2 156L3 151L5 150L4 148L7 147L6 142L3 141L1 143ZM221 147H222V149H221ZM53 148H54V146H53ZM27 149H29L28 146H27ZM81 149H82V147H81ZM30 150L31 149H29L28 152H30ZM199 152H200V150H199ZM228 152H229V154H228ZM235 152H236V154H235ZM62 153H58V155H60ZM10 154H12V155H10ZM174 154H176L179 158L181 157L180 163L184 167L183 168L181 166V169H182L181 172L183 173V176L181 179H180V177H177V173H175V172H177V167H175V165L173 163H174V161L177 160L176 159L177 157H174V160H173L172 156H174ZM242 154H244V156ZM168 156H170V157H168ZM83 157L84 158L82 160H79L75 165V170L77 172V176L72 178L73 180L72 181L70 180L68 185L64 184V182L62 180V176H63V172L67 168L66 165L68 166V164L69 165L71 164V163H68V162H71L70 159H68V161H67L68 164H66V165H62L63 163L62 164L59 163V165L57 164L56 168L60 169L61 174H58L57 180H56V178L55 179H48L47 178L45 180L46 186L44 189H42L41 194L40 193L37 194V192L35 193L34 188H31L28 191H21L22 186H25L27 184V181L25 180L26 177H20L21 180L19 178L16 180L13 178L12 180H9L6 183H4V186H3V184H1V181H0V186H1L0 187V189H1V191H0V193H1L0 194V203H1L0 206H4V205L8 204L9 201L12 203L13 198L14 199L20 198L21 200H25V201H23L25 207L30 206L32 204H36V203L37 204H43V203L49 202L50 199L55 201L53 203L59 202L62 204H67L68 202L71 203L73 201L74 202L77 201L76 196L79 195V192L82 191L84 188H86L88 185L90 186V183L94 179L97 180V177L99 178V176L102 175L99 173H101V172L103 173V171H104L103 167L106 166V164H104L102 166V168L96 167L98 169H95L94 166L92 168L93 163H95V162L97 163L98 161H95V159L92 158L93 156H91V157L89 156L91 158L90 159L89 157H87L83 154ZM166 158H168L169 161H167ZM25 159L23 160L21 165L23 167H25L24 165H27L28 168L32 169V166L34 167L35 165L42 163L45 160V157H44V153H41L39 158L35 157L33 159H30V161H32L33 163L28 161L27 158H25ZM254 159H255L256 163H255ZM92 160L94 162H92ZM162 162L163 163L165 162V163L163 164ZM34 163H35V165H34ZM64 163H66V161H64ZM153 164L155 166H152ZM160 164H163V168L161 167ZM164 166H165V168H164ZM90 169H91V171H90ZM236 169H238V170L236 171ZM82 170H87V172H86L87 174H85V172H84L81 176L79 175L80 178L78 179V177H79L78 174H80V171H82ZM94 170H96V172ZM117 170H115V171H117ZM157 170L158 171L162 170L164 172L163 178L159 179V177H158L159 173L157 174ZM115 171H113V172H115ZM233 171H234V174L232 173ZM94 173H95V175H93ZM214 173H218L217 176L213 175L216 178V181L212 180L210 182L211 185L206 184L205 183L206 179H208ZM218 175H220V176H218ZM102 176H104V173ZM126 177H127V175H120L119 176L118 181H119L120 185H119V189H116L117 190V192H116L117 200L122 199L124 196H126L130 193H134L133 189L136 188L134 186L136 184L135 178H134V180H131V179L126 180ZM107 178L108 177L103 178L105 180H104V183L101 185V187L98 186L100 188L99 189L100 192L97 189L96 190L97 193H91L92 196L90 194L89 200L87 202L96 203L97 200H99V199L101 200L103 198L102 197L103 194L106 193L105 192L106 187H108L110 185H111V187L113 186L114 182H111V181H113L114 177L112 176V177H109L108 179ZM175 178L176 179L179 178L177 180V185L176 186L175 185L170 186L169 181H172ZM27 180H29V179H27ZM220 180H222V181H220ZM11 182L13 184H11ZM150 183H151V185H150ZM123 184H125V186ZM12 185H13V187H12ZM104 186H105V189H104ZM18 188H19V190H18ZM187 188H188V190L186 191L185 189H187ZM7 189H8V191H7ZM77 190H79V192ZM101 190H103V191H101ZM175 190H173L174 193H175ZM226 190H228V191H226ZM184 191H186V192H184ZM5 193L7 196L5 195ZM251 194H252V196H251ZM14 195H16V196L14 197ZM143 195L144 196L146 195L144 191L141 192L140 196L143 197ZM251 197H253V198H251ZM119 202L114 201V203H119ZM147 202L148 201L144 200L142 203L147 204ZM82 203H85V202H82ZM185 208H187V209H185ZM196 208H197V211L195 210ZM263 212H264V210H263ZM9 220L14 223L13 217H10V216L8 218H6L5 220H1V222H0V234H8V233H12V232H17L15 230H18V231L20 230L19 228L12 229L11 228L12 223ZM257 221H258V223H257ZM198 223H200L202 225H200ZM235 226H236V228H235ZM257 226H259L260 228ZM248 235L242 236L241 239L244 241V243L248 239ZM246 245H247V243H246ZM247 257H250V255H247Z\"/></svg>", "mask_w": 264, "mask_h": 264}]
</instances>
